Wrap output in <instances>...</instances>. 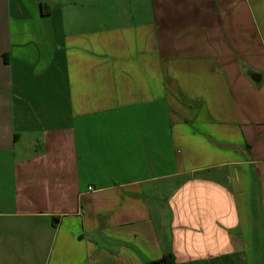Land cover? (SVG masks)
<instances>
[{
  "label": "crops",
  "instance_id": "0c3cea01",
  "mask_svg": "<svg viewBox=\"0 0 264 264\" xmlns=\"http://www.w3.org/2000/svg\"><path fill=\"white\" fill-rule=\"evenodd\" d=\"M168 252L264 264V0H0V264Z\"/></svg>",
  "mask_w": 264,
  "mask_h": 264
},
{
  "label": "trees",
  "instance_id": "16d2710c",
  "mask_svg": "<svg viewBox=\"0 0 264 264\" xmlns=\"http://www.w3.org/2000/svg\"><path fill=\"white\" fill-rule=\"evenodd\" d=\"M175 255L173 252L164 254L161 258L156 260H147L145 264H173L175 262Z\"/></svg>",
  "mask_w": 264,
  "mask_h": 264
},
{
  "label": "built area",
  "instance_id": "2783aa9c",
  "mask_svg": "<svg viewBox=\"0 0 264 264\" xmlns=\"http://www.w3.org/2000/svg\"><path fill=\"white\" fill-rule=\"evenodd\" d=\"M90 189H92V188H90Z\"/></svg>",
  "mask_w": 264,
  "mask_h": 264
}]
</instances>
